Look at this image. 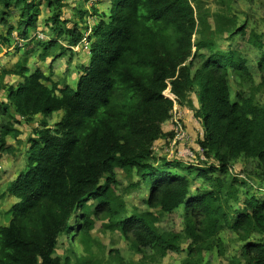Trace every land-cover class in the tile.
<instances>
[{"label": "trees", "instance_id": "16d2710c", "mask_svg": "<svg viewBox=\"0 0 264 264\" xmlns=\"http://www.w3.org/2000/svg\"><path fill=\"white\" fill-rule=\"evenodd\" d=\"M110 2L108 13L101 14L98 3L77 10L81 23L69 28L61 19V0L49 1L51 8H58L45 23L51 35L36 43L37 57L44 63L60 60L88 43L90 59L81 66L76 89L54 81L53 74L40 68L32 70L27 54L14 69L1 72L0 92L6 87L7 102L0 103V153L15 154L7 140L20 145L23 121L38 126L27 139L25 169L0 194L1 199L18 200L5 212L8 224L0 226V264H69L68 257L56 256L59 239L81 232L91 252L97 219L105 222V230L130 240L135 252L150 250V261L156 264L169 253L184 251V243V264H203L207 252L219 248L222 253L220 234L225 230L243 242L241 255L229 264H264V197L243 192L248 181L229 176L232 165L244 158L258 162L257 178L264 179V104L254 95L232 101L229 72L246 83H253L252 74L245 58L234 50H217L215 39L246 36V25L217 13L213 27L208 21L212 15L202 12L203 1H197L196 14L188 0ZM0 4L6 8L0 21L7 25L0 50L11 47L13 34L28 46L42 2ZM11 6L21 11L17 26L7 22ZM89 17L100 20L91 24ZM249 43L262 50L257 66L264 72L261 36L251 32ZM8 75L22 81L5 86ZM169 87L177 104L193 111L201 123L203 166L169 162L153 152L157 141L175 138V132L162 128L174 108L164 96ZM59 112L61 118L50 122ZM118 171L140 178L126 190L146 187L145 212L127 215L124 200L116 195ZM193 171L206 187L192 194ZM179 209L184 211L183 230L161 232L155 212ZM75 218L80 221L73 225ZM116 253V264H135ZM96 261L89 258L81 264H99Z\"/></svg>", "mask_w": 264, "mask_h": 264}, {"label": "rangeland", "instance_id": "374dc122", "mask_svg": "<svg viewBox=\"0 0 264 264\" xmlns=\"http://www.w3.org/2000/svg\"><path fill=\"white\" fill-rule=\"evenodd\" d=\"M3 1V0H0ZM36 4L42 2V15L38 19L36 31L31 32V38L26 43L28 46L25 47L23 42L18 43L15 40L14 34L12 38L14 39L11 47H3L0 50V75L1 72L6 70L14 69L15 64L20 61L22 58L29 56V65L31 69L40 68L46 73L53 74V80L59 81L61 84H67L73 89H76V83L81 73V66L88 63L90 57L88 55V49H84L83 46H80L74 56L70 54L66 55L65 58L49 59L47 62H40L37 54L40 52V48L36 45L38 39L45 40L46 36L51 35V29L47 28L45 23L47 19L53 15V11L57 10L58 7L49 6L48 0H31ZM205 6L202 9L203 13L209 12L212 16L208 18L209 23L215 27V18L213 14L221 13L229 17H236L237 24L246 25V36L237 35L232 39H227V34H224L221 38L219 36L215 37L216 39V48L227 52L228 50L237 51L243 58L248 62V68L252 74L253 83L243 82L233 71H230L229 77V86L231 91L232 101H237L239 96L249 97L254 95L256 100L264 104V72L258 69V62L262 56V50L256 49L249 43V37L251 32H254L261 36L262 41L264 42V0H205ZM63 7H61L62 20L67 22V26L72 28L75 23H81L79 14L77 10L80 9H91V3L85 4L84 0H61ZM97 9L101 14L108 13L110 10L111 2L110 0H99ZM84 5L85 7H82ZM197 8V6H196ZM6 11V8L3 4H0V12ZM7 22L8 25L17 26L21 20V11L15 6H11L8 10ZM96 19L95 17H89V21L93 24ZM7 25L2 24L0 21V36L4 35L7 30ZM84 27V23L81 25ZM37 36V37H35ZM48 36V37H49ZM66 44V42H62ZM19 47L21 51L15 50L14 48ZM28 52V53H27ZM205 54H209L207 51H204ZM70 58H73L70 60ZM196 65H199V62L196 61ZM22 80L13 78L12 75H8L5 79L6 85H16ZM4 83V82H3ZM63 86V85H62ZM4 91L0 92V97L2 99L6 98ZM197 90V89H196ZM169 97V92L164 93ZM194 98L195 106L198 108V102L195 95V92L191 94ZM174 97V96H172ZM179 109V108H178ZM180 110V109H179ZM63 112L54 114L51 121L53 124L57 122ZM183 121L182 125L187 133V136L191 142L187 146H177V151H180L182 156V161H191L194 156H197L198 151L200 150L198 146V140L201 138V123L194 116V112L190 111L188 108H183L179 111ZM173 118V116H172ZM165 122L162 125L164 132H173L175 130L172 122ZM20 119V118H19ZM40 116L37 117V120H40ZM175 120V119H174ZM2 119H0V123ZM33 124H26L24 121L22 123V132L23 137L21 139L20 145L16 141L11 139L7 140L9 145L13 147L15 154L6 155L0 153V194L6 189V184L14 180L16 176L22 172L26 167L25 155L28 148L27 139L33 132V128L38 126V122ZM187 140V141H189ZM157 148L165 146L163 141H157L155 143ZM175 146V145H174ZM166 147V146H165ZM167 150V149H165ZM176 153L175 148H171L169 151L170 156L173 158L175 155L179 157ZM160 154L159 152H157ZM193 155L191 158L190 156ZM216 163L214 160H209L208 164ZM161 161H157V165H160ZM216 165H218L216 163ZM230 178L233 177H242L248 181L247 188H243L244 191H248L250 194H255L258 197H264V179L260 180L257 178V174L260 173L258 168V162L249 159H240L236 161L230 168ZM182 173V172H181ZM192 176V185L191 193H197L205 189V183L202 180L196 179V171L191 172ZM238 177V178H239ZM140 178L137 175H132V178H127L125 173L122 171L117 172V180L119 185L116 187V195L119 196L125 202L126 213L131 215L135 212H145L147 206L144 203L148 195L146 187L143 185L141 188L133 189L130 187V190H126L131 183H135ZM242 201V200H241ZM18 202L16 198L4 197L1 199L0 195V226L7 225L9 218L5 215V212L8 211L11 206ZM92 203V202H91ZM90 203V204H91ZM241 206V203L240 205ZM155 216L158 218L157 226L161 232H181L184 228V211L179 209L171 214H162L155 212ZM80 219L75 218L72 222L73 225H76ZM107 222V220H106ZM105 222L103 220H96L95 227L91 231V237L93 239V245L91 252L86 251V247L83 244V238L81 232L75 233L74 237L69 235L62 236L59 239L58 247L56 251V256L61 258H69V264H81L84 259L92 258V261L99 264H116L117 253L124 258L126 262H135V264H142L144 261L145 264H156L150 259L153 257V254L150 250H145L144 253H137L131 247V241L123 237L119 232H112L110 230H105ZM222 240V253L219 248H215L214 251L207 252L204 256L203 264H229L234 257L241 255L243 242L239 241L238 237L229 230H225L220 234ZM259 238V237H258ZM187 243L182 245L184 251L181 253H169L167 257L163 260H160V264H184V260L187 257L186 253ZM94 256V257H93Z\"/></svg>", "mask_w": 264, "mask_h": 264}, {"label": "built area", "instance_id": "2783aa9c", "mask_svg": "<svg viewBox=\"0 0 264 264\" xmlns=\"http://www.w3.org/2000/svg\"><path fill=\"white\" fill-rule=\"evenodd\" d=\"M190 5L192 6V8L194 10H196V6H197V1H203V2H206L205 0H188ZM90 31L87 33L89 34ZM15 40L18 42V43H21L22 41L19 40V38L17 36H15ZM84 47V49H88V43H85L82 45ZM79 48V47H78ZM78 48L76 50H78ZM75 50V51H76ZM166 91L169 92V97H167L168 95L164 94V96L170 100L173 101L174 103V108H173V111H172V124L175 128V130H172L173 132H175V138H173L171 141H169V143H165V146H161L160 148H157L155 145L153 146V152L155 153V155H158L159 158L161 157H165L167 161H179V162H182L184 164H187V165H195V166H203L204 163L202 161H205L206 158H205V155H204V150L202 149V147L198 144L200 150L198 151L197 153V156H194V158L190 161H182L181 159V155H180V151H177V146H187L191 140H189L188 136H187V133L185 132L184 128H183V125H182V121L183 119L181 118L182 116L179 115V111L181 110V108L179 107V105L177 104V101H176V96H174L172 93H171V88L169 87ZM165 91V92H166ZM174 96V97H172ZM180 110H179V109ZM175 119V120H174ZM189 140V141H187ZM175 145V146H174ZM171 148H175L176 150V153L174 152V154H178L179 153V157H176V155L172 158L169 154V151ZM167 149V150H165ZM157 152H159L160 154H158ZM191 158L193 157V155L190 156Z\"/></svg>", "mask_w": 264, "mask_h": 264}, {"label": "crops", "instance_id": "0c3cea01", "mask_svg": "<svg viewBox=\"0 0 264 264\" xmlns=\"http://www.w3.org/2000/svg\"><path fill=\"white\" fill-rule=\"evenodd\" d=\"M94 1L96 2V0H91V1L89 2V3H91V7L95 4ZM98 1H99V0H98ZM89 3H87V4H89ZM96 6H98V5H96ZM41 8H42V7H41ZM85 9H86V7H85ZM5 34H6V32H5ZM18 62H19V60H18ZM84 65H85V64H84ZM28 66L30 67L29 64H28ZM30 68H31V67H30ZM32 70H33V69H32ZM12 77H13V78H16V77H17L18 79L22 80V79H21L20 77H18V76H14V75H12ZM6 78H7V77H6ZM6 78H5V79H6ZM20 82H21V81H20ZM18 83H19V82H18ZM18 83H17V84H18ZM17 84H16V85H17ZM2 98H3V97H2ZM2 98L0 97V103H6V102H7V101H6V98H4V99H2ZM193 99H194V98H193ZM10 111H11L12 113H14V110H13V109H11ZM40 118H42V117L40 116ZM22 123H23V122H22Z\"/></svg>", "mask_w": 264, "mask_h": 264}, {"label": "clouds", "instance_id": "9594fccd", "mask_svg": "<svg viewBox=\"0 0 264 264\" xmlns=\"http://www.w3.org/2000/svg\"><path fill=\"white\" fill-rule=\"evenodd\" d=\"M192 7V6H191ZM194 10V9H193ZM195 11V14L197 13V10H194ZM180 107V106H179ZM181 108V107H180ZM181 109H183V108H181ZM158 158H159V156L158 155H156ZM169 162H173V161H169ZM182 164H184V163H182ZM64 236V235H63Z\"/></svg>", "mask_w": 264, "mask_h": 264}]
</instances>
